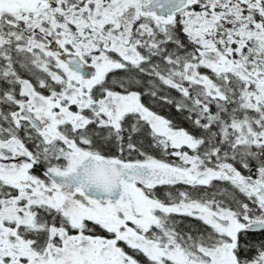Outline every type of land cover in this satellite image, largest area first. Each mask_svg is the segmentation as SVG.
Instances as JSON below:
<instances>
[{
    "label": "snow or ice",
    "instance_id": "1",
    "mask_svg": "<svg viewBox=\"0 0 264 264\" xmlns=\"http://www.w3.org/2000/svg\"><path fill=\"white\" fill-rule=\"evenodd\" d=\"M0 264H264V0H0Z\"/></svg>",
    "mask_w": 264,
    "mask_h": 264
}]
</instances>
